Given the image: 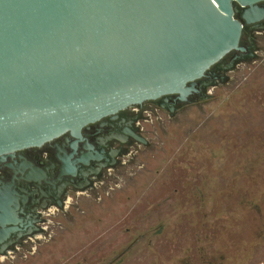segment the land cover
Wrapping results in <instances>:
<instances>
[{"label": "rangeland", "instance_id": "1", "mask_svg": "<svg viewBox=\"0 0 264 264\" xmlns=\"http://www.w3.org/2000/svg\"><path fill=\"white\" fill-rule=\"evenodd\" d=\"M253 43L255 56L147 125V147L0 264H264V31Z\"/></svg>", "mask_w": 264, "mask_h": 264}, {"label": "water", "instance_id": "2", "mask_svg": "<svg viewBox=\"0 0 264 264\" xmlns=\"http://www.w3.org/2000/svg\"><path fill=\"white\" fill-rule=\"evenodd\" d=\"M262 1L0 0V156L130 105L186 101L213 65L246 51L244 22L264 18Z\"/></svg>", "mask_w": 264, "mask_h": 264}, {"label": "flooded vegetation", "instance_id": "3", "mask_svg": "<svg viewBox=\"0 0 264 264\" xmlns=\"http://www.w3.org/2000/svg\"><path fill=\"white\" fill-rule=\"evenodd\" d=\"M259 5L264 8V1ZM244 10L235 6L242 22ZM244 24L241 45L247 36L246 51H232V56L196 80L198 91L186 101L172 94L130 105L88 124L80 135L66 132L0 156V260L45 239L54 218L65 214L76 198L114 175L125 164L123 157L147 147L151 143L147 125L165 121L164 113L172 119L184 105L202 97L206 85L223 78L234 62L255 56L253 39L263 34L264 18Z\"/></svg>", "mask_w": 264, "mask_h": 264}]
</instances>
